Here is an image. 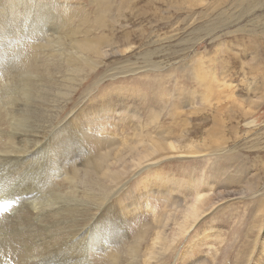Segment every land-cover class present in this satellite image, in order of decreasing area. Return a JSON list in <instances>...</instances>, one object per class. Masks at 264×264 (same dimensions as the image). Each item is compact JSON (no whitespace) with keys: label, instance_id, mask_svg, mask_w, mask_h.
Masks as SVG:
<instances>
[{"label":"rangeland","instance_id":"374dc122","mask_svg":"<svg viewBox=\"0 0 264 264\" xmlns=\"http://www.w3.org/2000/svg\"><path fill=\"white\" fill-rule=\"evenodd\" d=\"M38 1L45 7L54 2L55 15L61 14L63 5L66 13L70 11L64 14L62 10V30L35 31L29 40L33 42L26 41L21 50L23 54L34 51L43 70L37 83L56 85L54 95L59 97L68 93L72 75L65 57L77 55L74 50L62 52L63 34L72 26L75 41L80 42L88 29L81 25L82 18L91 13V4L97 0ZM123 2L121 9L115 8L103 21V28L92 33L96 39L103 34L115 39L114 48L102 50L96 71L78 86L71 105L57 121L76 125L74 119L82 108H93L92 102L108 95L117 96V109L109 113L114 118L101 119V115L98 128L89 132L93 138L109 136L138 145L135 158L128 156L118 167L129 177L114 200L130 205L128 191L138 190L142 196L138 216L144 228L164 215L166 202L182 200L184 210L193 208L195 202L184 201L193 196V187L200 188L204 197H212L208 212H201V218L183 236H175L179 242L173 251L157 243L161 256L170 254L159 264H183L187 258H191L188 264H264V0L262 7L255 4L254 9L243 12L237 0ZM56 61L64 67L52 70ZM200 76H206L205 84ZM211 81L214 90L208 89ZM177 106L180 110L175 111ZM166 128L175 149L163 152L159 160L143 158L140 147L145 142L140 144L137 135L162 142ZM182 134L185 138H180ZM83 144V154L100 151L90 140ZM194 146L198 152L187 153ZM78 162L82 165L84 158ZM174 204L167 216L176 212L181 219L184 213ZM170 221H158L159 234L172 237L178 226ZM132 225L131 233L136 234L140 224ZM143 256L144 264L158 263L148 253Z\"/></svg>","mask_w":264,"mask_h":264},{"label":"bare ground","instance_id":"6f19581e","mask_svg":"<svg viewBox=\"0 0 264 264\" xmlns=\"http://www.w3.org/2000/svg\"><path fill=\"white\" fill-rule=\"evenodd\" d=\"M3 1L0 0V264H98L94 259L100 264H144L142 257L146 253L159 264L170 255L159 254L161 244L166 251H173L179 242L175 236H183L201 218V212H208L207 203L212 197H204L200 188L193 187V196L184 198L185 202H195L191 203L193 208L184 210L182 200L165 203L167 210L176 203L177 211L181 209L180 213H184L181 219L176 212L172 217L167 216L166 210L144 228L138 216L142 208L138 190L128 189L130 205L122 199L114 200L129 177L118 167L128 156L135 158L138 145L109 136L93 138L89 132L98 128L99 120L114 118L109 113L118 106L114 99L117 96L108 95L92 102L93 108H82L74 119L76 125L57 121L71 105L78 86L96 71L103 59L102 50L114 48L115 39L109 40L104 34L96 39L92 33L103 28V21L115 8L123 7V0L92 3L91 13L82 18L81 25L88 29L80 42L75 41V29L66 28L62 52L74 50L77 55L65 57L66 68L72 75L66 86L68 93L59 97L54 95V90L59 88L56 85L37 83L43 70L34 51L23 54L21 50L35 31L46 34L62 30L65 22L61 25L59 19H63V12L70 11L66 13L63 5L59 7L61 14H53L56 7L51 1L46 7L38 0ZM236 4L242 12L256 5L262 7L261 0H237ZM53 67L52 70H58L64 64L56 61ZM198 79L205 84L206 76ZM213 81L208 83L210 90H214ZM122 102L127 104L124 99ZM178 110L177 106L175 111ZM167 134L166 128L162 142L145 136L150 143L138 134L142 140L139 143L145 142L140 147L143 158L159 160L175 149ZM183 135L180 138H185ZM85 140L95 144L99 153L83 154ZM192 149L187 153L198 152L195 146ZM80 157L84 158L82 165L78 162ZM61 175L65 178H59ZM159 220L176 223L178 227H174L171 238L166 232L158 233ZM132 224H140L138 230L134 229L136 234L131 233ZM150 240L154 242L151 248ZM196 251L197 248L194 255ZM190 259H184L183 264H188Z\"/></svg>","mask_w":264,"mask_h":264}]
</instances>
